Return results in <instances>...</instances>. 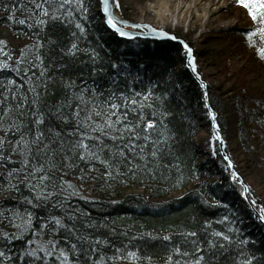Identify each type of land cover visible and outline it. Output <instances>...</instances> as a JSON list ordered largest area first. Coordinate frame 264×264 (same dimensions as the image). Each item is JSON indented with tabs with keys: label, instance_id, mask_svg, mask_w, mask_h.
Instances as JSON below:
<instances>
[{
	"label": "trees",
	"instance_id": "trees-1",
	"mask_svg": "<svg viewBox=\"0 0 264 264\" xmlns=\"http://www.w3.org/2000/svg\"><path fill=\"white\" fill-rule=\"evenodd\" d=\"M57 2L48 0V5L55 9ZM84 2L86 13L81 14L73 0L60 10L66 20L65 17L54 22L49 19L42 27L35 23L40 12L33 13L32 0H0V26L8 28L12 41L17 44L9 46L14 51L12 64L0 68V99L5 101L0 104V139L5 141L0 147V252L3 253L0 264H66L59 248L68 251L67 264H192L200 255L193 241L205 253L209 244H217L215 264H243L253 256L256 259H252V264H264V223L257 219L245 199L243 187L232 179V171L218 143L215 142L214 155L200 151L197 146V134L204 126L211 129V120L204 90L186 68L180 44L170 40L120 38L105 25L99 0ZM21 20L26 22L20 23ZM76 23L84 26V33L79 32ZM258 27L261 25L254 20L251 26H236L230 31L235 38H241L246 50L256 54L251 57L252 65L264 78V57L259 53L264 40L259 33L251 40L247 35ZM175 34L192 46L187 35L178 31ZM73 42L83 50L75 56L67 53ZM35 43L44 45L40 50L47 68L44 77L40 76L39 66L32 68L29 63L34 59ZM91 49L99 53L95 62ZM194 54H197L195 50ZM22 60L25 63L21 64ZM93 68L105 71H93ZM245 69L236 74L239 83L226 91L207 84L208 101L217 112L225 150L242 177L228 136L235 137L237 148L252 167L264 168V92L260 94L261 90L249 85L247 76L244 77ZM13 80L15 84L11 83ZM67 81L74 82V87H65ZM33 86L41 93L39 106L32 104ZM85 88L88 90L84 91ZM93 88L103 93L95 97L97 104H103L110 92H123L124 96L139 100L143 118L158 122L151 135L153 140L163 137L158 145L159 154L152 157L151 141L145 144L138 140L143 153L128 157L117 153V163L109 168L90 157L65 159L64 152H57L58 167L51 171L67 182L61 185L67 194L50 197L37 206L27 180L33 175H42L33 170L34 166L52 163V156L45 161L30 155L33 146L25 145L21 136L31 140L39 128L46 137L51 135L48 129H54L66 141L79 139L78 135H71L77 127L76 106L79 104L82 109L81 120L86 112L93 111L89 99L94 96ZM149 89L154 95L148 100L134 95ZM81 92L83 103L78 99ZM228 93L233 94V99L226 101L223 95ZM65 100L68 104L63 113L69 120L61 121L48 109L54 110ZM115 102L123 103L119 97ZM36 111L44 113V124L34 122L30 113ZM136 111H140L139 106ZM129 113L130 119L135 116L131 108ZM92 119L100 118L93 115ZM104 140L112 152L116 151L114 144L120 145V141L107 137ZM52 147L55 149V145ZM25 159L31 165L25 166ZM108 171L112 172L110 177L104 175ZM175 191L180 194L173 195ZM249 197L258 209L264 206L250 186ZM26 198H31L33 203L29 204ZM28 212H32L31 224ZM53 216L60 218L62 224H55ZM45 223L48 226L42 227ZM53 228L58 231L53 232ZM192 232L197 235L191 236ZM217 232L232 236V241L225 243L222 237L214 235ZM80 236L88 239L80 241ZM243 239L248 243L240 244ZM53 240L56 243H50ZM73 244L77 249L71 247ZM219 245H224L223 249ZM45 249L54 255H45ZM32 251L43 259L33 257Z\"/></svg>",
	"mask_w": 264,
	"mask_h": 264
},
{
	"label": "snow or ice",
	"instance_id": "snow-or-ice-1",
	"mask_svg": "<svg viewBox=\"0 0 264 264\" xmlns=\"http://www.w3.org/2000/svg\"><path fill=\"white\" fill-rule=\"evenodd\" d=\"M73 0H58L57 6L55 9H53L50 5H48V0H32V3L34 5V8L32 9L33 13H35L36 10H39L40 17L36 18L35 23L40 26H45L49 19H51L53 22L56 20L61 19V17H65V20L67 17L63 12H61V9H64L66 5L71 4ZM76 6L81 10V14H84L87 12V8L85 7L84 0H75ZM237 3L242 4L246 9H248L249 13L252 16L253 20H256L261 27H258L255 29V31H249L247 33L249 39L256 35V33L260 34V39L264 40V0H237ZM48 5V6H46ZM115 6L119 7L118 0L115 2ZM102 10L104 13H106V23L108 26L111 27V29L115 30L116 33H118L121 37H131L133 36L132 32L126 31L124 28V25H127L128 22L125 20H118L114 13L110 10L109 7V0H103V6ZM72 13L69 12V15ZM25 20H21L20 23H25ZM76 28L79 30L80 33L85 32V28L82 24L76 23ZM140 25H132V27H139ZM74 37L76 36V33L72 34ZM175 38V37H173ZM79 39V38H77ZM0 43H5L4 41H0ZM44 45L42 43H35L33 45L34 48V59L33 61L29 62L31 64L32 68H36L39 66L41 69L40 76L44 77L45 73L47 72V68L44 65V57L41 54V48H43ZM185 48L187 49L189 53V59L190 61H193L192 67L195 69V63H194V57H192L190 54L192 52V49L188 47V45H185ZM63 51V49H61ZM83 51L82 49H79L78 44L73 42L71 44V47L67 49V53L69 55L75 56L77 52ZM259 53L261 57H264V47L259 48ZM90 55L93 58V61L95 62V59L99 57V53L96 52L95 49L90 50ZM25 63V61H21V64ZM114 68L116 67L115 64L112 65ZM8 67V65L0 64V68ZM23 71H30V69H22ZM93 71L98 72H104L105 70L103 68H93ZM32 76H35L36 73H30ZM47 79H51V77H47ZM12 84H15L16 81H11ZM45 88H47V85H44ZM65 87L71 89L74 87V82L67 81L65 82ZM88 89L85 88L84 91H87ZM31 91L34 93V99L32 100V104L39 106V104L42 102L40 100L41 93L37 92L36 87L33 86ZM134 91V90H133ZM92 92L94 93V96L89 97L92 106L93 111L92 112H86L85 117L83 120L80 119V113H81V107L78 104L77 111L75 112V118L77 122V127L74 129L73 133L71 135L79 137V139L66 141L64 139V136L60 133L55 131L54 129H48V132L51 134L50 136L46 137V133L44 131H41L39 128L36 129L34 134L32 135L31 140H25L23 136H21V141L25 145H31L32 151L29 153L33 156H40L45 161L48 160L49 155L52 156V163H44V164H37L34 166V171H39L43 173L40 176L33 175L31 178L27 180V183L29 187L32 189V191L35 193V200L37 201V206H39L42 202L47 201L50 197L55 198L58 194L66 195L67 193L64 192L61 188L62 184H66L67 182L63 180L62 177H57L54 175V173L51 171V169L58 167V165L55 162V156L57 152H64L65 153V159H87L92 158L94 160L100 161L102 164L108 166L111 168L113 164L117 163L116 161V155L117 153L121 157H128L130 154H137L138 152L143 153L144 149L140 147L137 144L138 140H143L145 144H148L149 141H151V147L152 151L150 152V155L152 157L158 156V145L163 140L162 136H158L156 140L152 139V130L156 129L157 127V120L156 119H146L142 116L143 106L140 105L139 100L133 99L132 97H126L124 96L123 92L116 93V92H110L107 99L104 101L103 104H97L95 97L96 96H102L103 93L99 92L97 93L95 88L92 89ZM134 95H138L144 100H148L149 97L153 96V92L151 89H149L146 93H135ZM119 97L122 99L123 103H117L115 102V99ZM78 99L81 100V103H83V92H81L80 97ZM157 100H160L159 97H157ZM5 103L4 100L0 99V104ZM162 103V101H161ZM68 104V101L65 100L64 103L58 104L53 109H48L51 114L56 117L57 119L61 121H68L69 116L63 113V108ZM137 106L140 107V111H136ZM155 107V105H152ZM129 108L133 112H135V116L130 119V113ZM97 109H99L97 111ZM34 117V122L37 125L44 124V113L40 111H36L34 113H30ZM23 115V113H21ZM95 115L96 117H99V120H93L92 117ZM153 115H156L153 113ZM164 115H167V113H164ZM213 119H215V113H211ZM23 124V121H21ZM143 125V127H141ZM86 126V130H85ZM162 126V125H161ZM217 127H219L217 125ZM96 133H99L98 135ZM216 136L219 137V133H216ZM107 137L111 141H120V145H113V148H115V152H112L111 149H109V146L107 143H105L104 138ZM92 141H95V143H91ZM125 141H127L125 143ZM5 141L0 139V147H3ZM40 144V147H35V145ZM53 145H55V149H53ZM17 147H19V142L17 143ZM108 150V153L105 152V150ZM125 149H128V151H125ZM13 151L16 150V148L12 149ZM103 157V158H102ZM10 158V157H9ZM23 164L25 166L31 165V161L25 159L23 161ZM69 167H75V165H68ZM133 166H136L135 164ZM105 176H111L112 172L108 171L104 173ZM236 178V175L233 176V179ZM35 181V183H34ZM12 187H15L13 185ZM68 187H72V185L68 184ZM49 189H52V191H49ZM246 191H249V189H245ZM27 202L29 204L33 203V200L31 198H26ZM217 203H220L217 201ZM255 203V201H253ZM26 215L29 217L28 223L31 224V217L32 212L26 213ZM53 221H55V224L60 225L62 224V221L60 218H57L53 216L51 218ZM225 220L228 219V217H224ZM257 219L261 222H264V206H261L258 211ZM47 223L42 225V227H47ZM64 227H68L67 224L63 225ZM58 231V229L53 228V232ZM72 231H75L73 228ZM5 236L8 234L5 233ZM191 236H196L197 234L195 232L190 233ZM215 236L222 237L225 243H230L232 241V236L225 235L224 232H217L214 234ZM87 237L80 236V241L87 240ZM50 243H56V241H50ZM196 245L195 251L197 253H200L199 256L195 259V261L192 262V264H215V261L217 259V253L215 249H217V244L211 243L208 246L207 253L204 252V250L201 248L199 244L196 243V241L192 242ZM248 240L243 239L240 241V244H247ZM73 249H77V245L73 244L71 245ZM224 245H219L220 249H223ZM58 251L63 254L65 257V261L67 264V257L69 255L68 251H66L64 248H59ZM80 251V250H78ZM177 252H180V249H176ZM3 253L0 252V256H2ZM31 255L33 257L43 259V257L39 256V254L36 251H32ZM45 255L51 257L54 255L52 251H48L45 249ZM130 255L135 256V253H130ZM184 255H188V253H185ZM243 255V254H242ZM252 259H256L255 256L252 257ZM252 259L245 260L243 264H252Z\"/></svg>",
	"mask_w": 264,
	"mask_h": 264
},
{
	"label": "rangeland",
	"instance_id": "rangeland-1",
	"mask_svg": "<svg viewBox=\"0 0 264 264\" xmlns=\"http://www.w3.org/2000/svg\"><path fill=\"white\" fill-rule=\"evenodd\" d=\"M120 3L122 14L128 19L151 22L187 35L197 52V69L207 84L226 91L239 83L236 74L242 73L247 65L244 77L247 76V82L254 90H261L260 94H263L264 78L252 65L251 57L256 54L246 50L241 38H235L230 31L236 26H251L254 22L248 9L237 0H120ZM7 29L0 26V41L5 42L0 43V64L11 65L14 51L9 46L17 44ZM232 96L231 93L223 95L226 101L233 99ZM228 137L236 165L264 204V168L252 167L237 148L235 137ZM195 139L200 151L214 155L212 129L204 126ZM135 189L142 191L139 187ZM179 192L175 191L173 195Z\"/></svg>",
	"mask_w": 264,
	"mask_h": 264
},
{
	"label": "water",
	"instance_id": "water-1",
	"mask_svg": "<svg viewBox=\"0 0 264 264\" xmlns=\"http://www.w3.org/2000/svg\"><path fill=\"white\" fill-rule=\"evenodd\" d=\"M115 2H116V0H109L110 10L114 13L115 17L118 20H125L128 22L127 25H124V28L126 31L132 32L133 36L121 37L118 33L115 32V30L111 29V27L107 25V23H106V15L107 14L104 13L102 10L103 0H99V3H100L99 10L103 16V19H104L103 21H104L105 25L112 32L116 33L118 37L123 38V39H138V38H140V39H149V40H156V41L170 40V41H173L175 43L180 44V46L182 47V50L185 53V66H186V68L190 71V73L192 74L194 79L200 84V86L204 90L205 105L208 108L210 120H211V125H212V138L215 141H217L220 153H221L222 157L224 158V160L228 163V165L232 171V179H233V176L236 175V178L234 180H237L238 183L243 187V195H244L245 199L248 201V203L251 204V207L253 208L255 214L258 215L259 209L251 201V199L249 197V191L245 190V189H249V186L245 183V181L243 180V177L237 172V170L234 167V163L232 162V160L230 159V157L228 156V154L225 150V141H224L223 135L221 133L220 127H217V125H218V123H217V112L211 107V105L209 104V101H208L207 83H206V81L203 80L202 75L199 73V71L197 69L196 59H194L195 69L192 67L193 61H190L189 53H188L187 49L185 48V45H188V47L192 49V52L190 55L195 58L193 47L189 44L188 41H186L185 39H183L181 37H178L175 34V32H172L166 28L158 27L151 22L141 21V20H132V19L126 18L122 14L120 0H118L119 7L115 6ZM134 24L140 25V26L139 27H132V25H134ZM173 37H175V38H173ZM213 112L216 114L215 119H213V117L211 115V113H213ZM217 132L219 133V137L216 136ZM262 223H264V222H262Z\"/></svg>",
	"mask_w": 264,
	"mask_h": 264
},
{
	"label": "bare ground",
	"instance_id": "bare-ground-1",
	"mask_svg": "<svg viewBox=\"0 0 264 264\" xmlns=\"http://www.w3.org/2000/svg\"><path fill=\"white\" fill-rule=\"evenodd\" d=\"M212 129V128H211ZM221 130V129H220ZM222 133V132H221ZM224 141H225V139H224ZM215 142H217V141H215ZM228 156H229V154H228ZM233 162V161H232ZM234 163V162H233ZM244 180V179H243ZM247 184V183H246ZM248 185V184H247ZM249 186V185H248Z\"/></svg>",
	"mask_w": 264,
	"mask_h": 264
},
{
	"label": "built area",
	"instance_id": "built-area-1",
	"mask_svg": "<svg viewBox=\"0 0 264 264\" xmlns=\"http://www.w3.org/2000/svg\"><path fill=\"white\" fill-rule=\"evenodd\" d=\"M159 27H164V26H162V25H158Z\"/></svg>",
	"mask_w": 264,
	"mask_h": 264
}]
</instances>
